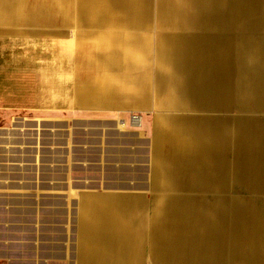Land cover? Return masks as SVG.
<instances>
[{
    "label": "crops",
    "instance_id": "crops-1",
    "mask_svg": "<svg viewBox=\"0 0 264 264\" xmlns=\"http://www.w3.org/2000/svg\"><path fill=\"white\" fill-rule=\"evenodd\" d=\"M198 1L186 0L188 10L176 12L189 27L198 24ZM148 3L76 4L80 16H97L99 30L119 23L121 30L151 31L156 8V37L132 35L128 44L151 46L144 87L167 96L160 105L187 113L169 118L171 131L155 135L151 199L76 189L73 234V169L52 165L49 143L40 150L39 124L66 118L85 102L73 90L65 43L17 41L24 31L57 34L68 13L56 3L49 25L40 26V11L0 0V31L13 34L0 33V264H264V0H208L201 25L209 33L204 39L214 42L169 37V28L183 29L171 17L179 8L173 0ZM14 10L29 18L11 19ZM96 37L105 42L107 35ZM114 45L121 55L124 43ZM83 51L87 57L92 50Z\"/></svg>",
    "mask_w": 264,
    "mask_h": 264
},
{
    "label": "rangeland",
    "instance_id": "rangeland-1",
    "mask_svg": "<svg viewBox=\"0 0 264 264\" xmlns=\"http://www.w3.org/2000/svg\"><path fill=\"white\" fill-rule=\"evenodd\" d=\"M21 1L27 4L29 10L35 8L40 11L38 14L40 26L49 25L50 13H54L49 9H57L56 3L64 5L68 13L67 20L64 22L66 25L60 22L59 26L62 30H56L57 34L49 35L50 33L37 29L24 31L23 38L17 41L33 40L37 43L55 40L53 42L65 43L71 56L73 90L78 101L80 99L85 102L81 106L79 104L66 118L52 120L50 124L43 122L39 124L40 132L43 129L45 132L42 136L40 135V150H45L46 144L49 143L51 150L56 153V157L52 159V165L69 166L73 169L72 190L68 193L71 197V229L74 234L79 212L76 200L81 192L76 189L88 188L89 196L132 194L144 195L151 199L156 169L153 158L155 135L161 130L162 132L171 131L169 118L174 117L175 114L187 112L160 105V99L167 96H159L153 88L144 87L143 84L150 81L148 72L154 63L147 55L151 46L138 39L137 42L141 43L134 50L128 44L132 35L141 39L156 37L154 29L157 25L156 8H153V18L149 21L150 27H153L151 31L121 30L123 24L119 23L111 26L101 25L102 29L99 30L94 27L98 26L97 16L94 18L89 15L86 19L79 15L76 4L78 0ZM155 1L148 0V4L153 5ZM188 1L190 5L195 2V0ZM173 4L174 7L179 8V11L173 9L175 15L171 16L172 22L178 23L183 29L169 28L167 31L169 37L180 35L186 39L208 37L209 33L203 31L201 25L209 10L208 0H200L193 6L199 16L198 24L193 27L187 26L177 17L176 12H179V16L188 10L186 0H173ZM60 9L64 10V7ZM55 12L59 13L58 10ZM15 13V10L11 13V19L21 17L27 20L29 18L28 11L22 10L18 16H15ZM33 23L34 21L30 24L35 26ZM64 26H66L65 30ZM99 32L106 33L105 42H99L96 37ZM0 33H5L8 37L13 36L8 30H1ZM8 41L14 42L10 38ZM113 42L114 44L115 42L124 43L120 47L121 55H116ZM97 43L105 44L106 50L102 52V48L93 47ZM87 47L92 51L86 57L83 50ZM89 100H94L95 104L88 105ZM135 119L141 120L139 126L134 124ZM48 129H52V135H47ZM1 143L3 142L0 136ZM163 176L159 179L161 182L166 181V177ZM232 188V194H240L236 187ZM210 197L212 201L216 200L213 196ZM140 213L148 215L150 221V213H146L143 208ZM147 227L149 229V223Z\"/></svg>",
    "mask_w": 264,
    "mask_h": 264
},
{
    "label": "bare ground",
    "instance_id": "bare-ground-1",
    "mask_svg": "<svg viewBox=\"0 0 264 264\" xmlns=\"http://www.w3.org/2000/svg\"><path fill=\"white\" fill-rule=\"evenodd\" d=\"M184 41L185 42H214L213 40L208 41V40H206L204 38H198V37L192 38V39H186L185 38ZM217 42H219V41H217ZM134 122H135L134 124H136L137 126H139V123L141 122V120L135 119Z\"/></svg>",
    "mask_w": 264,
    "mask_h": 264
}]
</instances>
